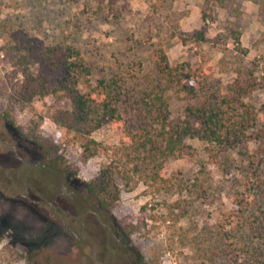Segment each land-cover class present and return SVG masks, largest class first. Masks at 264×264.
<instances>
[{
	"label": "rangeland",
	"instance_id": "rangeland-1",
	"mask_svg": "<svg viewBox=\"0 0 264 264\" xmlns=\"http://www.w3.org/2000/svg\"><path fill=\"white\" fill-rule=\"evenodd\" d=\"M221 1L208 7L206 0H0V264L240 262L236 238L227 243L230 258L222 257L215 249L216 234L222 226L236 232L230 217L236 208L232 193L247 182L240 165L253 150L264 177L263 145L248 143L222 154L221 161L230 157L227 162H217L206 141L189 137L187 148L169 160L164 175L184 176L200 193H171L165 184L158 192L140 183L133 190L125 188L107 212L88 194L85 182L109 159L102 153L80 161L81 148L68 142L71 134L56 119L59 110L70 108L67 96L18 103V123L36 126L58 145L49 154L23 140L4 117L10 95L23 89L24 68L43 75L54 88L72 65L75 79L70 84L75 86L80 71L74 64L83 62L90 74L81 81L95 83L126 69L139 70L141 64L145 72L152 70L158 47L172 64L189 61L198 67L205 55L209 84L219 91L235 80L240 66L254 68L264 82V0ZM204 9L216 18L207 22V40L183 44L180 35L204 26ZM234 32L240 33L241 49ZM169 97L172 117H181L182 102L173 92ZM246 100L264 109V88ZM92 136L119 146L121 124L106 123ZM203 189L206 197L200 196ZM176 201L179 220L167 217ZM130 223L139 229L128 235L123 229Z\"/></svg>",
	"mask_w": 264,
	"mask_h": 264
},
{
	"label": "trees",
	"instance_id": "trees-1",
	"mask_svg": "<svg viewBox=\"0 0 264 264\" xmlns=\"http://www.w3.org/2000/svg\"><path fill=\"white\" fill-rule=\"evenodd\" d=\"M212 1L206 0L208 7ZM215 19L211 9H204V26L194 34L180 35L182 43L205 42L207 22ZM234 39L241 49L240 33L234 32ZM155 56V66L150 71L145 72L141 64L139 70L126 69L95 83L89 78L81 81V76L90 74V67L78 62L74 64L75 70L80 71L75 86L70 84V80L75 79L72 65H67V77L61 86L54 88L43 75H35L24 68L23 89L8 98L4 117L9 125L23 140L46 154L58 145L36 126L24 127L18 123V103L34 104L51 95L70 99V108L59 110L56 119L71 134L68 142L81 148L80 161L86 163L99 154L107 155L109 162L85 182L88 194L107 212L119 203L125 188L133 190L140 183L154 187L158 192L165 184L166 191L171 193L184 190L200 193L194 189L197 185L188 183L184 176L176 179L164 175L169 160L179 157L187 148L189 137L206 141L210 156L217 162L221 161L222 154L247 147L248 143L264 146V109H257L246 100L256 89L264 88V82L258 81L254 68L238 67L235 80L224 91H219L209 84L211 71L206 67L205 55L198 67L189 61L172 64L163 47L155 50ZM23 61L21 57L19 63ZM171 92L184 107L179 118L171 115ZM106 123L121 124L123 138L119 146L105 145L92 136ZM247 155L248 161L240 165V172L247 182L242 185L243 189L232 193L236 208L230 217L235 222L236 232L232 228L219 227L215 249H220L218 254L222 257L230 258L227 243L236 238L238 264H264V177L254 151L250 150ZM229 158L222 161L227 162ZM205 193L206 189H203L200 196L206 197ZM177 206L178 201L172 204L168 218L180 219L181 216L175 214ZM138 229L136 224L130 223L123 230L131 235Z\"/></svg>",
	"mask_w": 264,
	"mask_h": 264
},
{
	"label": "flooded vegetation",
	"instance_id": "flooded-vegetation-1",
	"mask_svg": "<svg viewBox=\"0 0 264 264\" xmlns=\"http://www.w3.org/2000/svg\"><path fill=\"white\" fill-rule=\"evenodd\" d=\"M136 264V263H135Z\"/></svg>",
	"mask_w": 264,
	"mask_h": 264
}]
</instances>
